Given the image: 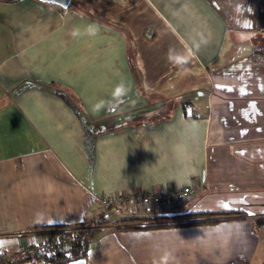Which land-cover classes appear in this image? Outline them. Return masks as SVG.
<instances>
[{
  "label": "crops",
  "instance_id": "1",
  "mask_svg": "<svg viewBox=\"0 0 264 264\" xmlns=\"http://www.w3.org/2000/svg\"><path fill=\"white\" fill-rule=\"evenodd\" d=\"M184 185L193 196L172 208L110 206L101 221L105 194ZM261 215L264 0H0V247L12 264H53L18 245L75 228L93 230L85 264H264Z\"/></svg>",
  "mask_w": 264,
  "mask_h": 264
},
{
  "label": "built area",
  "instance_id": "2",
  "mask_svg": "<svg viewBox=\"0 0 264 264\" xmlns=\"http://www.w3.org/2000/svg\"><path fill=\"white\" fill-rule=\"evenodd\" d=\"M196 186L184 185L160 191L128 190L120 193L105 194L100 197L103 211L108 215L110 206H135L136 208H172L193 196ZM108 217V216H107ZM81 229L75 228L67 232L59 231L42 234L38 238L18 245V251L36 256H49L57 250L71 248L82 238ZM0 264H12V255L0 248Z\"/></svg>",
  "mask_w": 264,
  "mask_h": 264
},
{
  "label": "trees",
  "instance_id": "3",
  "mask_svg": "<svg viewBox=\"0 0 264 264\" xmlns=\"http://www.w3.org/2000/svg\"><path fill=\"white\" fill-rule=\"evenodd\" d=\"M232 212H225V213H195V214H183V215H177V214H156V215H145V216H136L130 218V220H136V223L134 227L138 228H150V227H157V226H169V225H179V224H188V223H198V222H211L217 220L222 215H229ZM213 216V218H207V219H194V220H188V221H180L178 220L179 216ZM101 221L106 222L108 221V217L104 211H102L100 215ZM255 225L262 229L264 233V215L257 216L254 219ZM60 230H53V231H47L46 233H54L59 232ZM92 231L91 229H83L80 230V234L82 235V238L77 241L71 248L66 250H57L53 254L49 256H36V258H45L47 261L53 264H67L70 260L77 259V258H84L87 250L88 241L92 237Z\"/></svg>",
  "mask_w": 264,
  "mask_h": 264
},
{
  "label": "water",
  "instance_id": "4",
  "mask_svg": "<svg viewBox=\"0 0 264 264\" xmlns=\"http://www.w3.org/2000/svg\"><path fill=\"white\" fill-rule=\"evenodd\" d=\"M43 1L52 2L62 7H66L70 2V0H43ZM67 264H85V259L84 258L73 259L70 260Z\"/></svg>",
  "mask_w": 264,
  "mask_h": 264
},
{
  "label": "rangeland",
  "instance_id": "5",
  "mask_svg": "<svg viewBox=\"0 0 264 264\" xmlns=\"http://www.w3.org/2000/svg\"><path fill=\"white\" fill-rule=\"evenodd\" d=\"M113 211H115L114 209H111L110 211H108V217L110 216V217H113L114 216V212ZM124 213H127V212H124ZM0 248H2V247H0ZM26 264V263H28V262H26L25 260L24 261H16L15 260V264Z\"/></svg>",
  "mask_w": 264,
  "mask_h": 264
}]
</instances>
